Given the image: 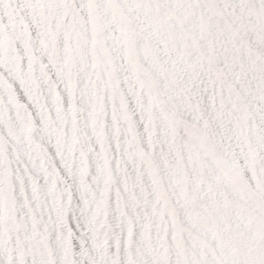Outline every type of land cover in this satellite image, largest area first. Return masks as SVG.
I'll return each mask as SVG.
<instances>
[{
  "label": "snow or ice",
  "instance_id": "1",
  "mask_svg": "<svg viewBox=\"0 0 264 264\" xmlns=\"http://www.w3.org/2000/svg\"><path fill=\"white\" fill-rule=\"evenodd\" d=\"M0 264H264V0H0Z\"/></svg>",
  "mask_w": 264,
  "mask_h": 264
}]
</instances>
